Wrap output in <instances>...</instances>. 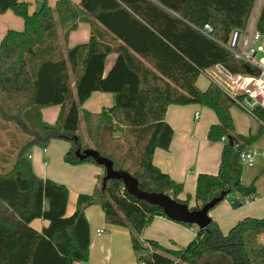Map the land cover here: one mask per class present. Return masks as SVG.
I'll return each instance as SVG.
<instances>
[{"label": "trees", "instance_id": "16d2710c", "mask_svg": "<svg viewBox=\"0 0 264 264\" xmlns=\"http://www.w3.org/2000/svg\"><path fill=\"white\" fill-rule=\"evenodd\" d=\"M256 2L56 0L51 7L43 0L30 13L21 0H0V15L12 11L24 20V30L8 31L0 44V115L30 137L11 171L0 173V264L88 263L91 237L84 212L94 205L101 206L109 224L131 230L138 264H264V218L246 217L227 234L212 221L185 249L171 250L144 239L156 217L167 218L163 210L131 196L121 180L108 181L105 191L101 182L93 194L79 195L68 216L69 189L39 178L27 157L35 146L46 150L52 141H64L70 145L66 164L97 165L76 156L79 149H94L115 171L137 179L141 191L189 206L190 196L185 202L179 199L183 185L155 167L153 158L157 149L169 150L173 140L168 108L198 104L216 114L218 123L211 126L208 140L224 148L218 174L199 175L198 205L192 209L228 191L238 196L234 203L239 207L246 199L256 201L255 180L243 185L240 155L259 136L237 134L234 103L216 84L210 82L206 91L197 86L201 75L216 65L246 72L217 42L246 29ZM80 23L91 25L90 41L69 50L66 59L57 55L59 29L67 42ZM205 25L213 29L212 38L200 31ZM257 30L264 34V0ZM113 54L117 60L105 75L106 60ZM94 93L113 94L115 105L98 114L81 110ZM55 106L61 107L59 118L48 125L41 111ZM256 112L264 122V110ZM36 220L48 222L42 232L32 227Z\"/></svg>", "mask_w": 264, "mask_h": 264}, {"label": "crops", "instance_id": "0c3cea01", "mask_svg": "<svg viewBox=\"0 0 264 264\" xmlns=\"http://www.w3.org/2000/svg\"><path fill=\"white\" fill-rule=\"evenodd\" d=\"M80 4L81 0H72ZM22 2L26 3V1ZM54 6L56 0H51ZM37 9H30V13ZM24 30V20L8 11L0 15V44L8 31ZM57 55L66 59L68 51L83 44H87L92 36V27L88 23H80L78 29L69 34L67 42L61 29L58 31ZM117 60V55H110L106 60L105 75L109 73ZM71 74V72H70ZM72 78L73 75L71 74ZM206 81L199 79L197 86L206 91L209 87ZM115 105V96L108 93H94L83 105L81 110L91 113H101ZM238 109V108H237ZM61 112L60 106L45 108L41 111L43 122L55 125ZM237 134L244 137L259 136V139L249 148L264 153V129L241 110H231ZM196 115L199 118H196ZM166 122L173 129L174 136L169 150L157 149L153 164L163 174L173 181L183 185L184 192L180 195L181 201H188L189 207L195 208L197 179L201 174L217 175L221 163L223 143H211L208 132L211 126L218 123L216 114L201 105L170 106L166 114ZM30 137L17 124L7 122L0 115V171L6 174L16 163L20 150ZM53 143H56L53 145ZM70 145L64 141H52L46 150L33 147L27 157L32 164L36 175L41 179H49L69 189V203L67 215L71 216L76 210L77 198L81 194L91 195L96 187L100 186L104 176V168L86 163L79 166H70L65 163L64 157ZM262 153V154H263ZM260 162L264 163L262 158ZM264 172V168H260ZM256 201L243 207H235L234 202L224 200L210 212V217L221 228L224 234L246 217L264 218L263 209L256 208ZM85 216L90 226V258L86 264H138L129 228L109 224L101 206L94 205L85 210ZM48 225L47 221L36 220L32 227L38 232ZM196 226L189 228L170 219L156 217L147 228L144 239L152 240L171 250H182L191 243L197 235ZM263 237V236H262ZM261 237V239H262ZM85 264V263H76Z\"/></svg>", "mask_w": 264, "mask_h": 264}, {"label": "built area", "instance_id": "2783aa9c", "mask_svg": "<svg viewBox=\"0 0 264 264\" xmlns=\"http://www.w3.org/2000/svg\"><path fill=\"white\" fill-rule=\"evenodd\" d=\"M263 0H257L250 21L243 31H234L225 42H217L231 57L246 67L245 73H233L222 65H216L203 73L210 82L216 84L238 108L254 118L264 129V122L257 117V110H264V34L257 30V21ZM212 38L213 29L205 25L200 30ZM257 75H254V74ZM196 118H199L196 115ZM223 142H228L224 138ZM264 160V153L247 148L240 155L243 166L252 168L257 160ZM254 201L244 200V205Z\"/></svg>", "mask_w": 264, "mask_h": 264}, {"label": "water", "instance_id": "95a60500", "mask_svg": "<svg viewBox=\"0 0 264 264\" xmlns=\"http://www.w3.org/2000/svg\"><path fill=\"white\" fill-rule=\"evenodd\" d=\"M254 75H257L256 73ZM229 142L232 145L233 141L229 138ZM76 156L81 159H93L96 164L105 170V176L102 180V190L105 191L107 182L110 180H121L124 183L127 192L135 197L139 201H144L150 205L161 208L167 218L176 223L190 224L196 226L199 231L207 229L211 223L212 218L210 212L214 210L219 204H221L229 195L228 192H222L218 198H214L211 202L204 205L199 210L190 208L183 202H178L172 197L164 194L143 192L139 188L138 180L133 178L126 172L115 171L113 163L102 157L96 150L87 149L76 151ZM147 260L151 258V253H146Z\"/></svg>", "mask_w": 264, "mask_h": 264}, {"label": "rangeland", "instance_id": "374dc122", "mask_svg": "<svg viewBox=\"0 0 264 264\" xmlns=\"http://www.w3.org/2000/svg\"><path fill=\"white\" fill-rule=\"evenodd\" d=\"M27 2V5L30 9H39L42 4H43V0H23ZM22 2V0H21ZM51 0H47V4L50 6ZM54 7V6H52ZM12 12V11H10ZM14 13V12H12ZM17 18L19 20H22V18L18 17ZM201 80L206 81L208 84L210 83L209 79L205 76V75H201L200 77ZM233 110H239L235 107H233ZM250 117V116H249ZM253 121H256L258 124H260V122H258L257 120H255L254 118L250 117ZM83 128H84V124L82 123ZM56 143H53V145H55ZM260 154H262L263 152H260V150L258 151ZM263 167L264 168V163L260 162L259 160H257L256 165L252 168L249 167H245L244 168V172H243V185L245 186H249L254 180H255V186L258 190V194H259V198L256 200L255 206L256 208L259 209H263V214H264V172L260 171V168ZM0 173H4L2 171H0ZM7 173V172H6ZM238 196L236 194H231L229 195L225 200H227L228 202H235L237 200ZM235 207L238 208L239 206L237 204H235ZM259 219V218H258ZM260 242L262 244H264V236L262 237V239H260ZM185 249V248H183Z\"/></svg>", "mask_w": 264, "mask_h": 264}]
</instances>
